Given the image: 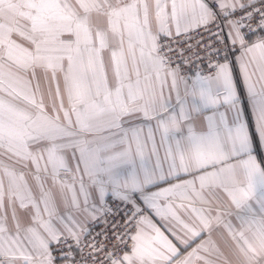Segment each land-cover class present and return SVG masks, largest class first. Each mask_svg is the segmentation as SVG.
Returning a JSON list of instances; mask_svg holds the SVG:
<instances>
[{
	"label": "snow or ice",
	"instance_id": "obj_1",
	"mask_svg": "<svg viewBox=\"0 0 264 264\" xmlns=\"http://www.w3.org/2000/svg\"><path fill=\"white\" fill-rule=\"evenodd\" d=\"M197 29L173 67L160 37ZM257 32L264 0H0V264H264Z\"/></svg>",
	"mask_w": 264,
	"mask_h": 264
},
{
	"label": "built area",
	"instance_id": "obj_2",
	"mask_svg": "<svg viewBox=\"0 0 264 264\" xmlns=\"http://www.w3.org/2000/svg\"><path fill=\"white\" fill-rule=\"evenodd\" d=\"M255 35H264V32H257ZM255 35H252L251 38L255 39ZM201 36L205 38L204 42H207V33H204L201 29L191 31L187 35H185L184 33H181L179 35L171 36V37L161 36L159 42L164 45H169L174 50L172 55H173V60H174L173 67H175L176 63L181 62L179 59V56L176 54V50H179L181 48L187 49L189 44L196 45V42L200 40ZM225 40L227 41V37H225ZM195 50L199 51L201 57L206 56V53L203 51L202 48H197ZM237 52H238V49L229 48V55L232 58L233 66H234L235 56ZM185 55L187 56L189 55V53L186 51ZM222 56H223V53H221V56L219 57L221 60H222ZM216 58L217 57L214 56V60ZM195 63H196V67L204 71H207V64H208L207 59H203L202 62L196 61ZM192 71L194 72L195 69H192ZM184 74L185 75L191 74L190 72L187 71V66H186V71ZM108 203L110 206L113 207V209L119 208V211L116 212L115 216H109L107 218L109 220V225L107 226L103 223V221H98L95 224H92L90 227L92 228L93 233L103 232L106 229V227L110 228V224L112 221L124 223L127 220L128 217L125 215L127 209L123 203L119 201H113L111 197L108 198ZM127 207L130 208L131 205H128ZM141 207L143 208L144 206H141ZM147 212L148 210L145 208L143 214L147 216ZM110 234L111 232L109 231V235ZM125 251H128V249H125Z\"/></svg>",
	"mask_w": 264,
	"mask_h": 264
},
{
	"label": "crops",
	"instance_id": "obj_3",
	"mask_svg": "<svg viewBox=\"0 0 264 264\" xmlns=\"http://www.w3.org/2000/svg\"><path fill=\"white\" fill-rule=\"evenodd\" d=\"M173 36H176L175 34ZM239 55V51L237 52L236 56ZM235 56V57H236ZM233 72H234V77L236 79V82H237V85H238V88L241 92V94H243V91H244V85L241 81V75H240V69H239V66L235 64V61H234V66H233ZM56 85L53 84L52 85V91H53V96L55 95V87ZM60 89H61V86H60ZM45 98V97H44ZM64 101H67L65 98H64ZM63 101V102H64ZM45 102L50 104V100L49 98H45ZM56 103L57 105L60 103L59 99L56 100ZM65 103V102H64ZM173 103H175V100L173 99ZM221 112H225L226 109L225 107H221L219 109ZM209 115H212V109H204L202 111V114L199 115L197 117V126L200 127V128H204L206 129L207 127V121L204 119L205 116H209ZM248 119H249V122L251 123V114L249 113L248 115ZM132 123L134 124H145V132L147 131V124L146 122L142 121V120H139V119H134L132 121ZM254 130V126H253V129ZM156 139H157V142H159V134L156 135ZM163 154H164V150L163 148L160 149V155L161 157H163ZM258 160L261 159V158H264V152H260L259 155H258ZM211 170V169H209ZM191 177L189 176H182L181 179H190ZM68 179H71V177H68ZM179 181L177 180H172L170 182H164V183H160L159 185H156V186H150L148 189H147V192L148 193H151V192H156V191H160L162 188H166V187H169L170 183L174 184V183H177ZM49 186H50V181L48 182ZM135 197L137 198V203H139L141 206H143V202L139 199V194H135ZM148 212H147V216L152 220V222L154 224H156L157 227H159L164 233L165 235H167L169 237V239H173V237L171 236V234L167 231V228L165 227V225L160 221L159 217H157L151 210L147 209ZM18 212L19 214L22 216V217H27V212L23 211V210H19L18 209ZM182 216H183V213L181 212L180 213ZM202 239H205L207 238V233H204L203 236L201 237ZM213 238L217 241V243H219L222 247L224 246V240H222L216 232H213ZM175 242V241H174ZM200 241L197 240L195 241L193 244H192V247H195V244L196 243H199ZM190 250V249H189Z\"/></svg>",
	"mask_w": 264,
	"mask_h": 264
},
{
	"label": "rangeland",
	"instance_id": "obj_4",
	"mask_svg": "<svg viewBox=\"0 0 264 264\" xmlns=\"http://www.w3.org/2000/svg\"><path fill=\"white\" fill-rule=\"evenodd\" d=\"M60 86H61V93L63 94V80H62V78L60 79ZM55 87V86H54ZM48 97V94H47V87L45 86V98H47ZM64 98L67 100V97L66 96H64L63 97V101H64ZM65 103H64V105H65V108H67V106H68V102L67 101H64Z\"/></svg>",
	"mask_w": 264,
	"mask_h": 264
}]
</instances>
